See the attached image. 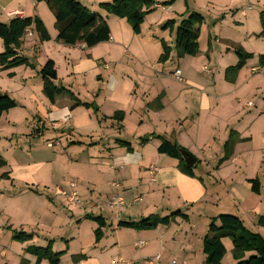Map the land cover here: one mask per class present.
I'll use <instances>...</instances> for the list:
<instances>
[{
	"label": "crops",
	"instance_id": "crops-1",
	"mask_svg": "<svg viewBox=\"0 0 264 264\" xmlns=\"http://www.w3.org/2000/svg\"><path fill=\"white\" fill-rule=\"evenodd\" d=\"M253 3L261 5L259 0H225L222 10L217 11L210 2L213 12L209 14L211 11L208 10L205 14H200L204 21L200 26L198 54L178 60L175 50L170 54L171 62L175 58L177 60L174 70H180L183 79L181 83L185 82V86H158V81H163L162 78L168 74L162 75L157 70L140 68L132 73V82L127 81V98L117 95L116 89L120 90V86L116 85L112 91L114 107L111 112L102 113L99 102V105L94 100L82 102L74 95L73 90L74 86L83 87L85 77L91 73L98 82H103L105 65L108 68L106 71L111 70L106 63L116 62L123 54L131 55L126 41L122 39V29H111L110 40L91 49L85 48L83 44L69 47L56 42L55 19L46 5L44 7L34 0H0V24H8L16 18V13H22L25 19H40L49 36L48 41L40 42L39 35L31 26L25 32L20 48L16 50L17 57L24 58L28 66L0 71V95H8L17 105L16 113L12 109L3 114L1 120L5 118L4 123L13 127L14 114L22 115L23 124L25 121L28 123L26 115L30 114V126L23 135L40 138L47 129L48 133L51 132L50 142L66 137L65 151L76 147L70 146L72 142L82 143L78 146L82 148V153L89 147L87 151L92 152L93 157L83 160V166L92 169L97 181L86 187L83 197L78 195L83 199L94 200L93 203H103L116 194H121L124 199L119 209L107 211L113 213L107 218L102 214L103 210L86 211L85 217H101L105 222L103 238L99 243H95L94 237L97 224L89 223L93 238L90 249L75 248L76 238L72 234L73 238H60L59 242L46 240L37 232L39 218L35 216L34 206L30 204L40 199L47 215L55 213L53 210H61V206L70 205L62 197L53 195L44 182L36 180L35 172H42L41 177H47L51 172L45 174L44 165L16 167V176L13 172L10 175L13 179L11 183L16 184V200L24 198L28 202V206H24L19 217H16V232L32 234V242L42 245L30 247L44 248L52 241L53 252L65 253L59 264H110L114 258L146 264V260L154 256H159L157 264H205L203 239L211 220L220 215L238 217L249 231L264 238V226L258 223L260 218L256 224L251 223V226L246 223V214L241 210L246 200L232 182L223 179V168L210 171V161L196 157L199 153L206 157V150L213 152L215 148H221L225 155V145L233 134L232 139L237 142L233 146L232 157L222 165L225 168L236 161L244 146L253 143V128H262L264 139V100L254 114L244 115L250 109L239 99L241 92L250 84L249 80L241 82L245 76L243 70L249 68L248 64L258 55L264 54V38H257L260 26L257 24L251 27V21L255 18ZM165 10L170 11L168 8ZM195 10L191 8L194 13ZM258 15L259 13L256 14V19L259 21ZM235 46L241 47L254 58L247 61L233 80L219 75L216 79L219 70H227L236 65ZM3 51L0 39V54ZM224 55H228V62H223ZM49 60L54 62L57 76L54 85L60 90L54 104L43 95V77L40 74ZM252 64L251 71L254 74L264 75L262 69L255 63ZM113 66L109 74L111 80H116L117 64ZM10 74L12 77H9ZM74 81H80V84ZM62 97H66L70 103L61 101ZM100 97L99 90L94 98ZM122 98H126V101ZM84 104L94 105L97 111L83 107ZM116 113L121 115L116 116ZM17 122L16 119V124ZM75 137L81 140H76ZM157 137L175 142L196 159L194 177L184 174L177 160L158 153L160 141ZM70 161L68 164L72 166L74 163ZM152 170H155L153 174ZM213 173L220 176L221 183L215 181L211 185H226L228 188L224 207L217 195H209L206 186ZM256 179L259 181L257 177L243 179L242 184L250 192L249 198L262 195L264 181L261 179L259 194H254L251 190L250 181ZM115 181L121 184L118 191L112 187ZM71 186L77 190L73 180L54 188L70 190ZM260 199L256 205H260ZM176 212L187 216V220L177 216L168 226H158L152 230L117 227L120 221L139 222L152 216L165 218ZM73 217L75 218L74 214ZM78 221L77 231L80 234L85 218L82 216ZM40 239L43 243H40ZM222 244L225 249L222 264H236L231 254V241L223 239ZM250 255L251 253L245 254V259ZM27 261L28 264H36L35 258L27 257ZM41 264L48 263L43 261Z\"/></svg>",
	"mask_w": 264,
	"mask_h": 264
},
{
	"label": "rangeland",
	"instance_id": "rangeland-1",
	"mask_svg": "<svg viewBox=\"0 0 264 264\" xmlns=\"http://www.w3.org/2000/svg\"><path fill=\"white\" fill-rule=\"evenodd\" d=\"M78 1L88 11L93 14H99L103 19H105L110 30L122 29V39L126 41L127 48L131 54L128 56L123 54L116 60V62L110 61L111 63H106L110 66V71H112L114 67L113 65L115 63L117 64V67L115 66L117 69L116 75L118 76L116 80H111V74H109L110 71H106L108 68L104 67L106 70L102 73L104 78L103 82H98L96 80V76L91 73L85 77L83 87L74 86L73 91L75 93L73 91L72 92L80 101L90 102L94 100L96 101V104L99 102L101 106L99 108H101L102 113H109L113 109L112 91L116 85L120 86V90L119 88L116 89L117 95H121L122 97L125 96L127 98V81L132 82V73L138 71L140 68L157 70L162 75L168 74L169 76L165 75L164 78H162L163 81H158V86L162 84L165 87H178L179 84L181 86H185V82L179 83L174 79L169 78V73L174 72V69L177 67L175 64L178 60H176V57L173 60L174 62H171L170 57L171 52L174 50L176 51L175 32L181 22L187 19L186 13L192 12L191 8L194 10L197 9L195 10L197 14H205L208 10L211 11L209 13L211 14L213 12L212 4L215 5L214 7L217 11H220L222 10L221 6H223L225 2V0H149L151 2L149 7H145L143 9L144 15L143 21L140 25V32L136 34L133 31L131 24L126 19H119L107 13L104 8L100 6L101 4L112 3L113 0ZM210 2H212V4H210ZM259 3H261L260 6L253 3V6H255L253 12L255 14V18L251 21V27H254L257 24L260 26V20L258 21L256 19V14L259 13V18L260 13L264 12V0H259ZM154 4L162 5V7L155 9L153 6ZM41 5L44 6L46 4L41 3ZM166 8L170 9V11H166ZM224 30H226V28ZM224 35H227V33H224ZM227 36H230V34ZM165 48L170 51L167 59L164 57ZM262 56H264V54L258 55L254 61L248 64L249 68H245L243 70L245 76L242 78L241 82H243V80H249L250 84L244 91L241 92L239 99L241 103L248 104L247 102H251L253 104L252 107L248 108L250 109L249 111H245L246 113L244 115L254 114V112L257 111L256 109L259 108L258 105H260V103L264 100V75H256L251 71V67L253 66L252 63H255V65H257V67L262 69L264 72V60H262L261 65H259L261 59L260 57ZM224 57L223 62H228V60L226 61V59H229L227 58L228 55H224ZM216 61H218V58ZM11 70L13 69L8 71ZM225 74L226 69L222 71L219 70L218 73H216V79L218 75L225 78ZM74 82L80 84V81ZM74 82L72 83V86L74 85ZM148 88L150 89L151 86ZM257 89H259V91ZM99 90L101 97L99 99H95L94 96ZM126 98H122V100L126 101ZM61 101H66L68 104L70 103L66 97H62ZM14 109L15 110L13 111L16 113V107ZM26 117L28 123L25 121L23 124L22 115L20 116L14 114L12 116L15 120V125H13V127L4 123L5 118H3L0 122V157L6 163V166L0 169V264H21L22 261H27V257L31 259L35 258L33 254L26 253V250H28L30 245H37V243L35 244V242H32L33 239L30 241H24L23 243L12 240L13 233L16 232V217H19L24 206H28V202L24 198L16 200V184L11 183L13 179L10 178L12 172L16 176V167L28 166L29 164L36 166L40 164H42V166L44 165L45 174L49 171L51 172H49L47 177H41L42 172L40 171L38 173L35 172V178L37 181L40 180L41 182H44V184L48 185L51 192H53V195H55L56 188H61H54L55 186L64 184L69 180H73L76 184V191L81 197H83L86 192V187L91 186L92 183L97 181L94 177L95 174L92 172V169L89 170L87 167L84 168L83 166V160H86L88 157H93V153L87 151L89 147L85 148L84 153L80 150L82 148L78 146L65 151L66 146L64 145L67 142L65 140L66 137L60 141L52 140V142H50L51 132L48 133L47 129L44 130V135L40 136V138L23 135L25 134L26 129L30 126L29 120L32 119L30 114L26 115ZM16 119L18 121L17 124ZM262 132V128H253L251 131L253 143L244 146L241 149V153L238 155L236 161L228 164L225 168L222 167V165L228 160L225 159L221 148H215L213 152H211L210 149H207L206 157L200 155V153L199 155H196V157L200 160L204 161L205 158H207L210 161V171L211 169L212 171H218L219 167L223 168V172L221 173V176H224L223 179H225V181L228 180L232 182L237 187L239 194L246 200V203L242 206L241 210L244 214H246V223H250L249 226H251V223L253 224V222L256 224V221L259 218L264 217V185L260 199V197L249 198L248 195L250 192L242 184L243 179L250 177L253 179L257 177L259 181L260 179L264 181V139ZM127 134L129 135V133ZM75 138L76 140H81L79 137ZM48 145H50V147H48ZM61 145H63V147ZM33 146L36 149H34ZM217 152L220 153L217 154ZM69 159L74 163L72 166L68 164V162H71ZM53 161H56V163L54 164ZM4 174H8L9 179H6V177L4 178L2 176ZM220 179L221 178L218 174L213 173L212 177L208 178L206 186L209 189V195H217L221 200V206L224 207L226 205L225 200L228 198V188L226 185H219L218 187H213L211 185V183H214L215 181L220 184ZM81 199L87 200L83 198ZM259 199L260 205H256V203H259ZM87 201L93 202L94 200ZM30 205L34 206L33 212H35V216L39 218V227L37 232H39L41 238L46 240H56L59 242L58 240L60 238H73L71 236L72 234L74 235V238H76L75 248H84L85 250L91 248L93 238H91L92 229L90 228L89 223L94 222L85 220V224L81 227L80 234L77 231L79 223L78 219L82 216L85 218V213L88 210L84 209L82 204H69L70 206L68 207L61 206V210H53L55 213L52 215H47L45 213L40 199L35 200V202ZM105 210L106 209L102 211V214L106 218L113 215V213L110 214L107 212L108 210ZM73 214L75 218L73 217ZM40 240V243H43V240Z\"/></svg>",
	"mask_w": 264,
	"mask_h": 264
},
{
	"label": "trees",
	"instance_id": "trees-1",
	"mask_svg": "<svg viewBox=\"0 0 264 264\" xmlns=\"http://www.w3.org/2000/svg\"><path fill=\"white\" fill-rule=\"evenodd\" d=\"M40 4L45 3L55 19V28L57 30L56 42L65 46L74 47L77 44H83L85 48L91 49L101 43L110 40V29L99 14H93L83 7L78 0H34ZM149 0H113L112 3L101 4L104 10L119 18L126 19L132 26L133 31L138 34L140 32V25L143 21V9L149 7ZM156 9L162 5L154 4ZM187 19L183 20L177 31L175 32V49L177 59H182L185 56H196L198 54V39L200 34V26L204 19L200 14L194 12L186 13ZM261 32L257 38H264V12L260 13ZM172 24V22H171ZM31 26L34 27L39 35L40 42L49 40L48 33L40 19L34 18H15L8 24H0V39L3 42L4 52L0 54V71L14 69L20 66H28V62L24 58H19L16 55V50L22 44V38ZM170 51L164 49V57L168 58ZM235 55L238 59L234 67L226 70L225 77L233 80L236 74L245 67L247 61L253 58L252 55L246 53L241 47H234ZM259 65L264 60V56L260 57ZM40 74L43 77V95L51 103L54 104L60 90L54 85L57 80L56 69L54 62L49 60L42 67ZM12 77V75H9ZM16 102L8 95H0V120L3 114L9 112L16 107ZM85 108H97L90 104L82 105ZM121 115L116 113V116ZM116 118V117H114ZM231 134L229 141L225 145V159L232 157V149L237 140L232 139ZM160 141L157 151L159 154L166 155L169 158L175 159L181 165L184 174L194 177L193 168L185 165L180 151L184 150L175 142L169 141L163 137H157ZM122 144V143H121ZM124 144V143H123ZM81 142H72L70 146H80ZM126 146V145H125ZM224 161V160H223ZM222 161V162H223ZM6 166L5 161L0 157V169ZM9 179L8 174L2 175ZM252 185V192L259 194V181H250ZM181 217L187 220V216L182 215L181 212H176L173 215L165 218L152 216L142 219L139 222H124L118 223V228L135 229V230H152L158 226H168L171 220L175 217ZM85 220L92 221L97 224V229L94 231L95 243H99L103 238V229L105 222L101 217L86 216ZM258 223L264 226V218H260ZM32 234L24 232L13 233L12 240L23 243L24 241L32 240ZM223 239L231 241L233 250L231 252L233 260L236 264H264V238L260 235L249 231L236 216L220 215L218 218L211 220L206 236L203 239V253L206 256L205 264H222L225 256V249L222 244ZM26 253L33 254L36 259V264H41L46 261L48 264H59L64 252L55 253L52 250V241H49L44 248L29 247ZM251 255L245 259V254ZM21 264H28L27 261H22Z\"/></svg>",
	"mask_w": 264,
	"mask_h": 264
},
{
	"label": "built area",
	"instance_id": "built-area-1",
	"mask_svg": "<svg viewBox=\"0 0 264 264\" xmlns=\"http://www.w3.org/2000/svg\"><path fill=\"white\" fill-rule=\"evenodd\" d=\"M14 16L16 18L24 19L22 13H16ZM105 67L107 66L105 65ZM170 78L174 79L179 83L183 82L181 72L179 69L174 70V72L170 74ZM252 106L253 104L251 102L247 104V107H252ZM48 147H50V145H48ZM154 172L155 170H152V174ZM112 187L114 188V190L118 191L121 188V184L115 181L112 183ZM55 195L62 197L68 204H77V205L82 204L84 206V209H88L90 211H102L104 209L109 211H114L116 209H119L124 203V199L121 196V194H116L115 196L111 197L110 199L106 200L103 203L102 202L93 203L92 201L82 200L81 197L78 195V193L74 190L73 186H71L70 190L56 188ZM158 260H159V256H154L148 258L146 260V264H157ZM110 264H135V262L133 261L125 262L118 258H114L111 260ZM171 264H176V263L172 262Z\"/></svg>",
	"mask_w": 264,
	"mask_h": 264
},
{
	"label": "water",
	"instance_id": "water-1",
	"mask_svg": "<svg viewBox=\"0 0 264 264\" xmlns=\"http://www.w3.org/2000/svg\"><path fill=\"white\" fill-rule=\"evenodd\" d=\"M181 157L186 166L193 168L196 164V159L190 155L187 151L181 150L180 151Z\"/></svg>",
	"mask_w": 264,
	"mask_h": 264
}]
</instances>
